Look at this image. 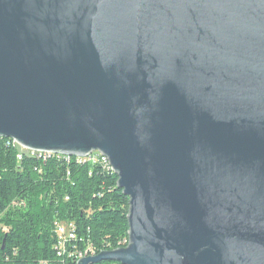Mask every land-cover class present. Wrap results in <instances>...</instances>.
Listing matches in <instances>:
<instances>
[{
	"label": "water",
	"instance_id": "1",
	"mask_svg": "<svg viewBox=\"0 0 264 264\" xmlns=\"http://www.w3.org/2000/svg\"><path fill=\"white\" fill-rule=\"evenodd\" d=\"M0 139L109 159L129 244L77 264H264V0H0Z\"/></svg>",
	"mask_w": 264,
	"mask_h": 264
},
{
	"label": "trees",
	"instance_id": "2",
	"mask_svg": "<svg viewBox=\"0 0 264 264\" xmlns=\"http://www.w3.org/2000/svg\"><path fill=\"white\" fill-rule=\"evenodd\" d=\"M19 155L0 139V264H66L55 250L58 223L75 224L80 250L128 246L130 201L116 174L75 158Z\"/></svg>",
	"mask_w": 264,
	"mask_h": 264
},
{
	"label": "built area",
	"instance_id": "3",
	"mask_svg": "<svg viewBox=\"0 0 264 264\" xmlns=\"http://www.w3.org/2000/svg\"><path fill=\"white\" fill-rule=\"evenodd\" d=\"M11 142L14 147L19 148L20 155L18 156V158L20 160L24 154L33 158L43 159V161H47L52 158H57L60 160L65 159L67 160V162H69L71 158H75L79 164L90 163L92 165L102 166L106 170H109L113 173L109 159L99 152H93L86 157H71L53 153L33 151L22 147L14 140H11ZM55 234L57 238V243L55 247L56 254L59 258L65 259L66 264H77L82 259L97 256L94 249L90 246L85 250L79 249L77 244V241L79 240L77 236V228L74 223L56 224Z\"/></svg>",
	"mask_w": 264,
	"mask_h": 264
}]
</instances>
